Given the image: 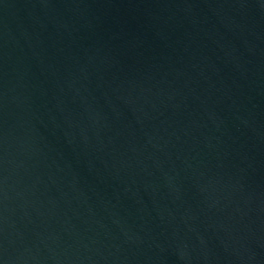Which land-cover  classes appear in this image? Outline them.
Segmentation results:
<instances>
[{
	"label": "water",
	"instance_id": "95a60500",
	"mask_svg": "<svg viewBox=\"0 0 264 264\" xmlns=\"http://www.w3.org/2000/svg\"><path fill=\"white\" fill-rule=\"evenodd\" d=\"M0 264H264V0H0Z\"/></svg>",
	"mask_w": 264,
	"mask_h": 264
}]
</instances>
